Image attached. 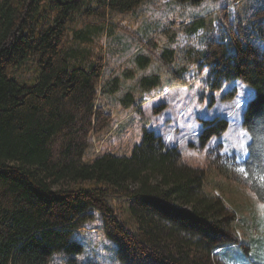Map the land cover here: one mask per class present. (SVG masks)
I'll return each mask as SVG.
<instances>
[{
    "label": "trees",
    "instance_id": "1",
    "mask_svg": "<svg viewBox=\"0 0 264 264\" xmlns=\"http://www.w3.org/2000/svg\"><path fill=\"white\" fill-rule=\"evenodd\" d=\"M146 1L0 0V264H51L57 253L66 255L65 264H97L79 260L84 245L74 237L95 219L94 210L102 213L104 234L118 244L122 264H216L218 250L240 243L237 215L223 197L206 191L204 170L185 163L179 148L154 130L144 128L130 155L85 160L92 134L113 119L100 94H117L123 78H137V91L122 98L128 106L166 73L181 80L193 66L209 68L214 91L235 79L253 87L243 120L251 138L244 183L264 202V25L257 35L244 23L247 14L238 29L223 14L229 41L203 37L201 49L166 46L151 73L145 71L154 58L139 53L134 67L103 86V40L119 27L113 14L135 13ZM252 16L264 18V8ZM214 21L197 17L181 30L207 35ZM166 34L170 42L177 38V30ZM31 59L35 80L13 76ZM203 122L202 146L229 126L227 119ZM113 196L127 205H113Z\"/></svg>",
    "mask_w": 264,
    "mask_h": 264
},
{
    "label": "rangeland",
    "instance_id": "2",
    "mask_svg": "<svg viewBox=\"0 0 264 264\" xmlns=\"http://www.w3.org/2000/svg\"><path fill=\"white\" fill-rule=\"evenodd\" d=\"M262 8L264 0H206L197 5L181 4L175 0H147L135 13H114L119 27L103 40L106 45L103 86L116 76L123 77L127 68L134 67L135 56L139 53L151 54L154 58L153 65L145 71L151 73L159 70L161 53L166 46L180 50L193 44L201 49L205 47L203 37L229 41L223 25V14L231 27L236 29L240 16L247 14L245 25L253 33H260L264 18H254L252 15ZM205 16L215 17V30L210 27L207 35L203 29L195 34L181 30L184 24ZM169 29L177 30L174 42H170L166 34ZM209 71L207 67L200 71L193 66L182 76V81L166 73L157 88L142 93L132 106L125 105L122 98L130 90L137 91V78H123L122 89L115 95L101 92L100 105L112 113L113 119L106 129L92 134L85 160L92 161L104 153L130 155L135 145L142 142L144 128L154 130L162 135L167 146L179 148L185 163L204 170L206 191L223 197L237 215L234 232L240 243L218 250L214 254L215 263L264 264V202L244 183V162L251 138L247 139L250 134L243 120L246 108L255 96V89L235 79L226 81L222 89L214 91L210 88ZM13 76L21 81L35 80L38 76L35 60H29L14 71ZM237 99L243 102L242 108L234 107ZM163 104L166 108L156 113L155 109ZM229 111L232 112L231 117L227 115ZM205 119H227L229 126L221 135L202 146L199 137ZM242 132L247 134L243 138L246 143L243 150L238 147ZM111 202L115 206L127 205L120 196L111 197ZM94 213L95 219L85 223L74 234L84 245L79 260L122 264L116 256L118 244L104 234L102 213L97 210ZM124 216L129 218L125 212ZM131 226H136L134 219ZM65 256L64 253H57L51 264H65Z\"/></svg>",
    "mask_w": 264,
    "mask_h": 264
},
{
    "label": "snow or ice",
    "instance_id": "3",
    "mask_svg": "<svg viewBox=\"0 0 264 264\" xmlns=\"http://www.w3.org/2000/svg\"><path fill=\"white\" fill-rule=\"evenodd\" d=\"M240 87L243 88L244 86H243V85H240ZM240 95L242 96V95H243V92H241ZM234 107H235V108H242V107H243V102H242L241 100L237 99L236 102H235ZM227 115H228L229 117H231V116H232V112L229 111V112L227 113ZM238 115H239V113H237V116H238ZM246 135H247L246 133H243V132L241 133L242 140H241V142L239 143L238 147H239L240 149H242V150L246 147L245 140L243 139L244 137H246ZM247 139L250 140V137H247Z\"/></svg>",
    "mask_w": 264,
    "mask_h": 264
}]
</instances>
